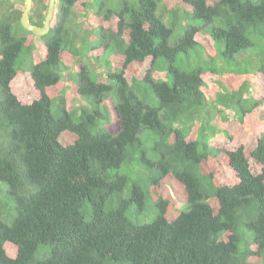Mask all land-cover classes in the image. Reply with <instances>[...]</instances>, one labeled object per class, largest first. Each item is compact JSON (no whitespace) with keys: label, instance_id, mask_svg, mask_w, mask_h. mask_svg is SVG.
Masks as SVG:
<instances>
[{"label":"trees","instance_id":"obj_1","mask_svg":"<svg viewBox=\"0 0 264 264\" xmlns=\"http://www.w3.org/2000/svg\"><path fill=\"white\" fill-rule=\"evenodd\" d=\"M106 1H0V264L264 263V0Z\"/></svg>","mask_w":264,"mask_h":264},{"label":"rangeland","instance_id":"obj_2","mask_svg":"<svg viewBox=\"0 0 264 264\" xmlns=\"http://www.w3.org/2000/svg\"><path fill=\"white\" fill-rule=\"evenodd\" d=\"M91 3H96V2H99L100 0H90ZM132 2L133 0H107V6L110 7L111 9H118V8H122V6L124 4H126L127 2ZM213 1H216V0H208L209 3H212ZM2 5H5V4H2ZM89 9H91V7H89ZM89 11V10H88ZM166 11V10H165ZM83 13L85 14L86 16V13L84 11H75V16H83ZM163 13V16H168L166 12H162ZM78 18V17H77ZM57 18L54 19V22H57ZM185 25H186V22H177L175 25H173V30H174V37L172 38L171 40V43H176L177 42V39H178V35L177 34H180L183 32L184 28H185ZM195 25H198V23H195ZM36 39L34 40L36 42V44L38 45L40 42V40L38 39V37H35ZM74 78H75V75H72ZM159 77V75H157ZM63 86H71L75 83V79H72V77H70L69 75H66L64 74L63 75ZM67 94V93H65ZM68 97V96H66ZM248 98L249 101L246 102L245 104V107L246 108H254V104H256V101H258V96H257V93H255L254 90H250V93L248 94ZM113 101V100H112ZM111 101V99H106L103 101L102 103V108H101V111L103 112V114L110 120V121H114L115 120V113H114V110H113V102ZM80 102L78 101H73V105L74 107H76L77 105H79ZM81 104L83 105H88L86 102H82ZM258 108L256 109V116L259 120H263L264 119V104L262 105H259L257 106ZM76 119L74 118V121ZM177 207H181V204L180 202H177ZM185 209V208H184ZM143 217V223H147L149 221H151L153 218L152 216L150 217ZM7 224H9L8 222H6Z\"/></svg>","mask_w":264,"mask_h":264},{"label":"water","instance_id":"obj_3","mask_svg":"<svg viewBox=\"0 0 264 264\" xmlns=\"http://www.w3.org/2000/svg\"><path fill=\"white\" fill-rule=\"evenodd\" d=\"M0 1H22L24 3V10L21 13L19 22L21 27L24 30L30 32L33 36L43 37L49 32L51 27L50 25L53 19V13L55 10L56 0H48L47 10L41 27L33 25L29 21V13L32 8V0H0Z\"/></svg>","mask_w":264,"mask_h":264},{"label":"clouds","instance_id":"obj_4","mask_svg":"<svg viewBox=\"0 0 264 264\" xmlns=\"http://www.w3.org/2000/svg\"><path fill=\"white\" fill-rule=\"evenodd\" d=\"M22 2V1H21ZM48 3V2H47ZM24 4V3H23ZM32 9V8H31ZM46 10H47V8H46ZM89 11H90V9H89ZM88 11V12H89ZM46 13V12H45ZM55 16H57V0H56V2H55V10H54V13H53V19H52V22L54 21V19L56 18ZM45 17V16H44ZM29 21H30V13H29ZM51 22V23H52ZM208 79H210L211 81H213L211 78H208ZM210 80H208V81H210ZM258 108V107H257ZM256 108V109H257ZM259 264H264L262 261L259 263Z\"/></svg>","mask_w":264,"mask_h":264}]
</instances>
